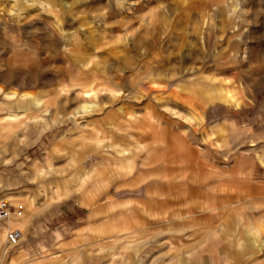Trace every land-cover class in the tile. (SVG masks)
<instances>
[{
  "label": "clouds",
  "instance_id": "clouds-1",
  "mask_svg": "<svg viewBox=\"0 0 264 264\" xmlns=\"http://www.w3.org/2000/svg\"><path fill=\"white\" fill-rule=\"evenodd\" d=\"M0 264H264V0H0Z\"/></svg>",
  "mask_w": 264,
  "mask_h": 264
}]
</instances>
